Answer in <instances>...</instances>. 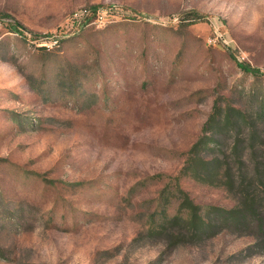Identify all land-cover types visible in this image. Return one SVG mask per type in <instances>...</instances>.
<instances>
[{
  "label": "rangeland",
  "instance_id": "rangeland-1",
  "mask_svg": "<svg viewBox=\"0 0 264 264\" xmlns=\"http://www.w3.org/2000/svg\"><path fill=\"white\" fill-rule=\"evenodd\" d=\"M216 107L213 186L182 169ZM174 184L264 222V0H0V264H264L255 222L148 234Z\"/></svg>",
  "mask_w": 264,
  "mask_h": 264
},
{
  "label": "trees",
  "instance_id": "trees-1",
  "mask_svg": "<svg viewBox=\"0 0 264 264\" xmlns=\"http://www.w3.org/2000/svg\"><path fill=\"white\" fill-rule=\"evenodd\" d=\"M236 113V114H232ZM235 117H234V116ZM245 119L235 110L225 109L223 113L216 107L210 115L204 131L209 135L203 134L199 141L191 148L185 161L182 173L190 176L195 181L206 185H217L219 171L222 163L218 158L205 160L202 153L214 152V146L218 145L215 137L219 136L224 130H234ZM251 135L253 133L251 132ZM236 149V148H235ZM241 205L231 209L222 210L215 207H201L195 205L191 199L176 184L170 189H165L161 196V210L159 223L151 225L148 234L151 236L170 235V230L176 233L183 232L189 241H197L201 238L214 234L221 226H228L234 229L249 226L250 222L258 224L257 228L261 232L264 229V222L257 207L253 206L252 199L248 191L243 196ZM252 198V197H250ZM172 200L177 201V208L172 215H168L167 207ZM171 239H181L179 234L169 236Z\"/></svg>",
  "mask_w": 264,
  "mask_h": 264
}]
</instances>
